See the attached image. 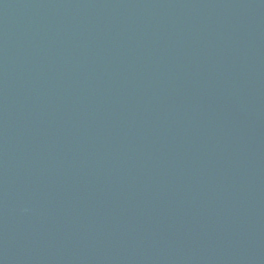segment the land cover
Returning <instances> with one entry per match:
<instances>
[{"label": "water", "instance_id": "95a60500", "mask_svg": "<svg viewBox=\"0 0 264 264\" xmlns=\"http://www.w3.org/2000/svg\"><path fill=\"white\" fill-rule=\"evenodd\" d=\"M0 264H264V0H0Z\"/></svg>", "mask_w": 264, "mask_h": 264}]
</instances>
